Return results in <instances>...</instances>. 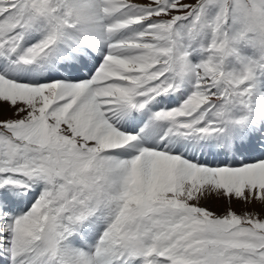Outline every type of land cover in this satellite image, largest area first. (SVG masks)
Returning <instances> with one entry per match:
<instances>
[{
	"label": "snow or ice",
	"instance_id": "1",
	"mask_svg": "<svg viewBox=\"0 0 264 264\" xmlns=\"http://www.w3.org/2000/svg\"><path fill=\"white\" fill-rule=\"evenodd\" d=\"M0 264H264V0H0Z\"/></svg>",
	"mask_w": 264,
	"mask_h": 264
}]
</instances>
